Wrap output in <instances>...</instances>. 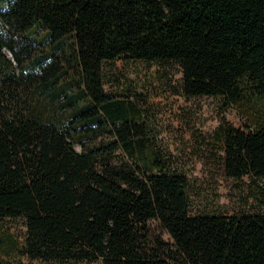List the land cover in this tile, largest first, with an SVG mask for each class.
<instances>
[{"label": "trees", "instance_id": "1", "mask_svg": "<svg viewBox=\"0 0 264 264\" xmlns=\"http://www.w3.org/2000/svg\"><path fill=\"white\" fill-rule=\"evenodd\" d=\"M118 60L178 62L185 97L238 109L243 126L213 139L253 212L194 216L190 180L148 170L144 111L104 90ZM119 150L135 168L111 163ZM6 219L31 260L264 264V0H0Z\"/></svg>", "mask_w": 264, "mask_h": 264}, {"label": "rangeland", "instance_id": "2", "mask_svg": "<svg viewBox=\"0 0 264 264\" xmlns=\"http://www.w3.org/2000/svg\"><path fill=\"white\" fill-rule=\"evenodd\" d=\"M183 77L178 62L118 60L104 66V90L133 100L144 111L152 150L148 170L184 175L190 180L192 215L253 212L257 205L250 188L226 175L222 152L213 139L224 119L240 128L243 116L221 98L185 97ZM111 163L135 168V161L122 150L112 154ZM26 235L22 220L0 221V264H66L31 260L24 255Z\"/></svg>", "mask_w": 264, "mask_h": 264}]
</instances>
